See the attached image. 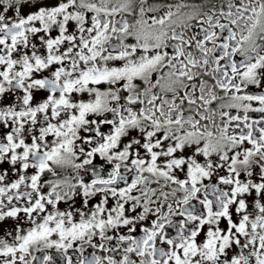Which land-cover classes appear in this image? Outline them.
Returning a JSON list of instances; mask_svg holds the SVG:
<instances>
[{"label": "snow or ice", "instance_id": "snow-or-ice-1", "mask_svg": "<svg viewBox=\"0 0 264 264\" xmlns=\"http://www.w3.org/2000/svg\"><path fill=\"white\" fill-rule=\"evenodd\" d=\"M0 264H264V0H0Z\"/></svg>", "mask_w": 264, "mask_h": 264}, {"label": "flooded vegetation", "instance_id": "flooded-vegetation-1", "mask_svg": "<svg viewBox=\"0 0 264 264\" xmlns=\"http://www.w3.org/2000/svg\"><path fill=\"white\" fill-rule=\"evenodd\" d=\"M9 224L11 223V221L8 222Z\"/></svg>", "mask_w": 264, "mask_h": 264}]
</instances>
